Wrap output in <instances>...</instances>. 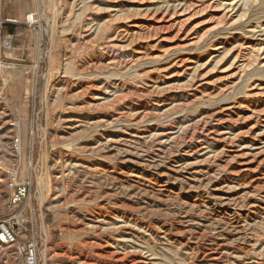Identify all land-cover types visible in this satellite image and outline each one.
Listing matches in <instances>:
<instances>
[{"label":"rangeland","instance_id":"1","mask_svg":"<svg viewBox=\"0 0 264 264\" xmlns=\"http://www.w3.org/2000/svg\"><path fill=\"white\" fill-rule=\"evenodd\" d=\"M0 16V157L32 184L9 210L0 176V219L41 264H264V0H0ZM75 79L109 118L71 108Z\"/></svg>","mask_w":264,"mask_h":264},{"label":"built area","instance_id":"2","mask_svg":"<svg viewBox=\"0 0 264 264\" xmlns=\"http://www.w3.org/2000/svg\"><path fill=\"white\" fill-rule=\"evenodd\" d=\"M33 21V16L28 17ZM9 20L0 16V45L4 37L5 28ZM5 46H11L9 38ZM2 68L0 64V69ZM12 150L16 154L21 152V144L18 139L12 143ZM5 181L8 191L6 208L13 210L22 204L31 194V181H22L20 167L0 157V176ZM15 217L0 219V264H41L40 243L35 236L23 233L14 222Z\"/></svg>","mask_w":264,"mask_h":264},{"label":"bare ground","instance_id":"3","mask_svg":"<svg viewBox=\"0 0 264 264\" xmlns=\"http://www.w3.org/2000/svg\"><path fill=\"white\" fill-rule=\"evenodd\" d=\"M170 18V17H169ZM160 20V19H159ZM167 21V20H166ZM178 23H176L175 21H171V22H166V23H159V28H158V30H162V31H164V30H167V31H169L170 29H172V26H175V25H177ZM109 26V25H108ZM140 29V28H139ZM153 29H155V28H153ZM134 30V29H133ZM142 30V29H141ZM144 30V29H143ZM146 31V30H145ZM144 31V32H145ZM77 32V31H76ZM140 33V32H139ZM130 35V34H129ZM145 35V34H144ZM178 35V34H177ZM117 36V35H116ZM119 36V35H118ZM117 36V37H118ZM132 36V35H131ZM87 37V36H86ZM134 37H135V35H134ZM165 37V36H164ZM163 40V39H162ZM196 44V43H195ZM184 46V45H183ZM181 48H182V46H181ZM216 48V47H215ZM178 57V56H177ZM141 58V57H140ZM160 58V57H159ZM163 58V57H162ZM161 59V58H160ZM179 59V58H178ZM186 59V58H185ZM185 59H181L182 60V62H183V60H185ZM177 60V59H176ZM179 61V60H178ZM181 62V63H182ZM187 62V61H186ZM185 62V63H186ZM118 64H120V63H118V61L117 60H113V61H110L109 62V65L110 66H117ZM77 65V64H76ZM94 65V64H93ZM185 66V65H184ZM85 65H81L80 66V68L81 69H83V70H86L85 68ZM168 67V66H167ZM170 67V66H169ZM90 68H92V69H97L98 67H97V65H95V66H90ZM89 68V69H90ZM82 70V71H83ZM160 69H158V71H159ZM154 71V70H153ZM155 72V71H154ZM93 73V72H92ZM64 74V73H63ZM69 77V76H68ZM72 80V79H71ZM76 80V79H75ZM68 81V80H67ZM66 81V82H67ZM73 81H74V79H73ZM69 82V81H68ZM75 84V86L77 87V88H79V90L78 91H75L74 89H72V86ZM84 83H83V81H81V79H78V80H76V82L74 83H72L71 84V86L69 85L68 86V88H66L65 90H66V92H65V98H67V99H70V100H73L74 101V103H72L71 104V108L72 109H74L75 111H77V112H82V113H84L85 112V110H97V111H101L102 109H105V112H106V114H105V112L101 115V117L99 116V118H100V120H99V122H102V118H109L110 117V112H109V110H111V108L110 109H107L106 108V106H103L102 104H100V103H97V101H98V97L95 95V94H93V90H94V84H88L87 85V87L86 88H83L84 87ZM65 87H67V86H65ZM158 88V87H157ZM170 88V87H169ZM171 90V89H170ZM100 95V94H99ZM201 98V97H200ZM64 99V98H63ZM197 99V98H196ZM196 101V100H195ZM191 104V103H190ZM88 105V106H87ZM61 109V108H60ZM225 110H227V109H225ZM64 111H66V110H64ZM70 111V110H69ZM228 111V110H227ZM62 113V110H61V112H60V114ZM166 113V112H165ZM81 114V113H80ZM116 115H119V117H124V115H123V112H120V114H119V112L116 114ZM257 115H258V113H257ZM65 116V115H64ZM70 116V115H69ZM76 116V115H75ZM66 117V116H65ZM144 117H146V115L144 116ZM254 117V116H253ZM255 117H257V116H255ZM59 118V117H58ZM72 118H73V116H72ZM71 117H67L65 120H64V122H67V123H69V122H72V123H69V125H68V130H73V129H75V127L77 128V127H81V125H80V123L82 122L81 121V119H79V120H76V119H72ZM79 118V117H78ZM209 118V117H208ZM221 118V117H220ZM143 119H146V118H143ZM261 119V118H260ZM201 120H199V122H200ZM203 121H204V123H202V124H200V125H203L202 126V131L203 130H205V132H209V130H210V128H208L207 129V126H209L208 125V122H205V120L203 119ZM207 121V120H206ZM217 121V120H216ZM59 122H60V118H59ZM77 123H79V126L77 125V126H75ZM97 123V122H96ZM196 123V122H195ZM218 123V122H217ZM221 123V122H220ZM217 126H218V124H217ZM187 128V130H188V127H186ZM192 129H193V127H192ZM207 129V130H206ZM195 130V129H194ZM192 131V130H191ZM212 131V130H211ZM219 131V130H218ZM186 132V131H185ZM194 132V131H193ZM192 132V133H193ZM71 133V132H70ZM191 133V134H192ZM73 134V133H72ZM216 134V133H215ZM220 134V133H219ZM70 136H72V135H70ZM197 137H198V135H196ZM200 136V135H199ZM212 136V135H211ZM68 137H69V135H68ZM190 137H192V136H190ZM206 137H207V135H206ZM208 137H210V136H208ZM213 137H215V136H213ZM203 138H204V136H203ZM202 138V139H203ZM198 139H200L201 140V138H198ZM224 139H226V138H224ZM212 140H213V138H212ZM215 140V139H214ZM205 141V140H204ZM223 142H225V141H223ZM169 143V142H168ZM227 143V142H226ZM84 150V149H83ZM233 158V157H232ZM237 158V157H236ZM240 158V157H239ZM248 163V162H247ZM250 163V162H249ZM252 163V162H251ZM231 164V163H230ZM244 164V163H243ZM263 164V163H262ZM246 165V164H245ZM244 166V165H243ZM264 167V166H263ZM253 168V167H252ZM249 169H248V166H247V168H245L244 169V171H248ZM256 170V169H255ZM255 170H253V171H255ZM235 171V170H234ZM233 171V172H234ZM238 171V170H237ZM243 171V170H242ZM241 170H240V173L242 172ZM250 171V170H249ZM232 173V172H231ZM63 174V173H62ZM230 174V173H229ZM239 174V173H238ZM243 174V173H242ZM250 174V173H249ZM252 175V174H251ZM230 176V175H229ZM239 176V175H238ZM245 176V175H244ZM243 176V177H244ZM63 177V176H62ZM64 178V177H63ZM240 178V177H239ZM229 179V178H228ZM259 179V178H258ZM256 183H258V182H256ZM246 187V186H245ZM261 187V186H260ZM223 190V189H222ZM248 194V193H247ZM250 195V194H249ZM86 243V242H85ZM88 243V242H87ZM91 243V242H90ZM94 243V242H93ZM84 246V245H83ZM93 247V246H92ZM86 248V247H85ZM104 249L105 248H99V251H98V253H97V256H102V257H105L107 254H109L110 252L108 251V252H106V251H104ZM112 256V254L110 255V257ZM119 260H121V259H119Z\"/></svg>","mask_w":264,"mask_h":264}]
</instances>
